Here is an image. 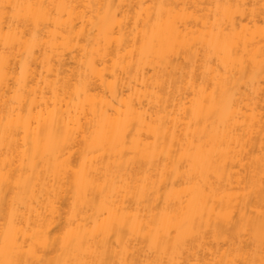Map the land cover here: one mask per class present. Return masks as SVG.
<instances>
[{"label": "bare ground", "instance_id": "bare-ground-1", "mask_svg": "<svg viewBox=\"0 0 264 264\" xmlns=\"http://www.w3.org/2000/svg\"><path fill=\"white\" fill-rule=\"evenodd\" d=\"M0 264H264V0H0Z\"/></svg>", "mask_w": 264, "mask_h": 264}]
</instances>
